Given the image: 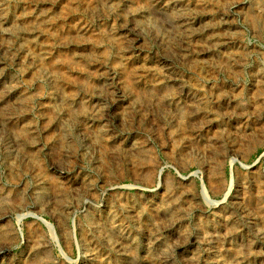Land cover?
<instances>
[{
    "label": "rangeland",
    "instance_id": "374dc122",
    "mask_svg": "<svg viewBox=\"0 0 264 264\" xmlns=\"http://www.w3.org/2000/svg\"><path fill=\"white\" fill-rule=\"evenodd\" d=\"M255 2L0 0V264H264Z\"/></svg>",
    "mask_w": 264,
    "mask_h": 264
},
{
    "label": "bare ground",
    "instance_id": "6f19581e",
    "mask_svg": "<svg viewBox=\"0 0 264 264\" xmlns=\"http://www.w3.org/2000/svg\"><path fill=\"white\" fill-rule=\"evenodd\" d=\"M127 1V0H126ZM224 1V0H223ZM254 1V0H253ZM262 1V2H261ZM130 2V1H129ZM179 2V1H178ZM232 2V1H231ZM9 3V2H8ZM227 3H228V1H227ZM255 4V8H256V13H257V10H258V13H257V15H255V16H251V15H249L248 17H249V20H250V22H251V24L252 25H255V26H257V27H262V28H259V29H263V27H264V0H256V2L254 3ZM203 5V4H202ZM124 6V5H123ZM189 6V5H188ZM212 6V5H211ZM230 6V5H229ZM261 6H263L262 8H260ZM134 7V6H133ZM227 7V6H226ZM40 8V7H39ZM81 8V7H80ZM205 8V7H204ZM164 9V8H163ZM169 9V8H168ZM214 9H216V8H214ZM219 10V9H218ZM217 10V11H218ZM259 10H261V12L259 11ZM3 11V10H2ZM192 14V13H191ZM195 15V14H194ZM193 15V16H194ZM254 15V14H253ZM138 16V15H137ZM190 16V15H189ZM139 17V16H138ZM255 17V18H254ZM190 19H193V18H190ZM142 20V19H141ZM119 21V20H118ZM121 21V20H120ZM211 22V21H210ZM21 24V23H20ZM193 24V23H192ZM201 24V23H200ZM202 24H203V22H202ZM10 25V24H9ZM15 25V24H14ZM139 25V24H138ZM4 26V25H3ZM220 26V25H219ZM224 26V25H223ZM82 27V26H81ZM195 27V26H194ZM25 28V27H24ZM31 28V27H30ZM42 28V27H41ZM79 28H80V26H79ZM226 28V27H225ZM28 29V28H27ZM180 29V28H179ZM182 29V28H181ZM196 29V28H195ZM175 30V29H174ZM217 30V29H216ZM236 30V29H235ZM121 31V30H120ZM118 32V31H117ZM125 32V31H124ZM138 32V31H137ZM3 34V33H2ZM111 34V33H110ZM10 35V34H9ZM2 36V35H1ZM112 36H113V34H112ZM18 38V37H17ZM13 39V38H12ZM116 39V38H115ZM103 40V39H102ZM209 40V39H208ZM223 40V39H222ZM202 41V40H201ZM203 42V41H202ZM209 42V41H208ZM83 46V45H82ZM227 46V45H226ZM131 47V46H130ZM219 47V46H218ZM224 48V47H223ZM232 48V47H231ZM84 49V48H83ZM120 49V48H119ZM206 49V48H205ZM117 50V49H116ZM198 50V49H197ZM11 51V50H10ZM224 51V50H223ZM245 51V50H244ZM17 52V51H16ZM27 52V51H26ZM33 52V51H32ZM31 52V53H32ZM93 52V51H92ZM114 54V53H113ZM130 54V53H129ZM205 54V53H204ZM42 55V54H41ZM115 55V54H114ZM21 56V55H20ZM17 57V56H16ZM33 57V56H32ZM117 57V56H116ZM188 57V56H187ZM29 58V57H28ZM134 58V57H133ZM77 59V58H76ZM127 59V58H126ZM136 60H138V59H136ZM32 61V60H31ZM114 61V60H113ZM121 62V61H120ZM86 63V62H85ZM15 64V63H14ZM26 64V63H25ZM15 66V65H14ZM101 66V65H100ZM126 67V66H125ZM97 68V67H96ZM33 69V68H32ZM120 69V68H119ZM129 70V69H128ZM172 73V72H171ZM111 74V73H110ZM167 74V73H166ZM168 75V74H167ZM110 76V75H109ZM51 77V76H50ZM119 77V76H118ZM132 80V79H131ZM15 81V80H14ZM96 82V81H95ZM158 82H160V81H158ZM115 84V83H114ZM121 84V83H120ZM135 84V83H134ZM96 85H97V83H96ZM139 85V84H138ZM155 85V84H154ZM207 85V84H206ZM191 86V85H190ZM260 86H262V85H260ZM59 87V86H58ZM135 87V86H134ZM145 87V86H144ZM259 87V86H258ZM164 88V87H163ZM104 89V88H103ZM114 89V88H113ZM143 89V88H142ZM145 89V88H144ZM158 89V88H157ZM207 89V88H206ZM117 90V89H116ZM163 90V89H162ZM189 90V89H188ZM43 91V90H42ZM147 91V90H146ZM169 91V90H168ZM59 93V92H58ZM138 93V92H137ZM15 95V94H14ZM56 95V94H55ZM13 96V95H12ZM187 96H189V95H187ZM192 96V95H191ZM194 96V95H193ZM215 96V95H214ZM9 97V96H8ZM20 97V96H19ZM116 97V96H115ZM135 97V96H134ZM163 97H164V95H163ZM120 98V97H119ZM122 98V97H121ZM132 98V97H131ZM165 98V97H164ZM178 98V97H177ZM214 98V97H213ZM14 99V98H13ZM98 99V98H97ZM113 99V98H112ZM115 99V98H114ZM170 99V98H169ZM175 99V98H174ZM202 99V98H201ZM92 100V99H91ZM193 100V99H192ZM89 101V100H88ZM176 101V100H175ZM2 102V101H1ZM128 102V101H127ZM200 102V100L199 99H197L196 101H195V103L196 104H198ZM163 103V102H162ZM119 104V103H118ZM195 104V105H196ZM64 105V104H63ZM70 105V104H69ZM119 106V105H118ZM166 106V105H165ZM97 107V106H96ZM201 107V106H200ZM203 107H204V105H203ZM202 107V108H203ZM121 108V107H120ZM126 108V107H125ZM158 108V107H157ZM197 110V109H196ZM65 111V110H64ZM93 112V111H92ZM120 113V112H119ZM123 114V113H122ZM89 115V114H88ZM98 115V114H97ZM121 115V114H120ZM139 115V114H138ZM181 115V114H180ZM106 117V116H105ZM165 118V117H164ZM86 119V118H85ZM181 119V118H180ZM11 120V119H10ZM78 120V119H77ZM119 120V119H118ZM119 122V121H118ZM9 123V122H8ZM95 123V122H94ZM111 123V122H110ZM14 125V124H13ZM88 125V124H87ZM14 128V127H13ZM115 128V127H114ZM32 129V128H31ZM26 131V130H25ZM86 132V131H85ZM107 132V131H106ZM110 132V131H109ZM113 132V131H112ZM119 132V131H118ZM29 134V133H28ZM38 135V134H37ZM109 136V135H108ZM94 137V136H93ZM98 137V136H97ZM125 138V137H124ZM118 142V141H117ZM121 142H122V140H121ZM253 142H255L254 140H253ZM24 143V142H23ZM96 143V142H95ZM123 143V142H122ZM206 143H207V141H206ZM100 144V143H99ZM217 144V143H216ZM20 145V144H19ZM74 145V144H73ZM115 145V144H114ZM129 146V145H128ZM127 146V147H128ZM20 147H22V146H20ZM50 147V146H49ZM204 147V146H203ZM140 148V147H139ZM23 149V148H22ZM212 149V148H211ZM52 150V149H51ZM147 150V149H146ZM43 151V150H42ZM224 151V150H223ZM33 152V151H32ZM207 152V151H206ZM212 152V151H211ZM115 153V152H114ZM145 153V152H144ZM146 153H148V152H146ZM205 153V152H204ZM213 153V152H212ZM133 154V153H132ZM209 154V153H208ZM211 154V153H210ZM217 155V154H216ZM49 156V155H48ZM88 156V155H87ZM119 156V155H118ZM135 157H136V155H134ZM210 156V155H209ZM213 156V155H212ZM222 158V157H221ZM206 159V158H205ZM138 160V159H137ZM204 161V160H203ZM202 161V162H203ZM231 161L232 160H230V163H231ZM116 162V161H115ZM205 162H206V160H205ZM209 162V161H208ZM118 164V163H117ZM205 164V163H204ZM207 164V163H206ZM212 164V163H211ZM155 165V164H154ZM231 165V164H230ZM59 166H61V165H59ZM205 166V165H204ZM207 166V165H206ZM151 167V166H150ZM131 170V169H130ZM151 170V169H150ZM216 170V169H215ZM59 171V170H58ZM160 172V171H159ZM214 172H216V171H214ZM138 173V172H137ZM143 173V172H142ZM62 174V173H61ZM64 174V173H63ZM137 176H138V174H137ZM157 176H158V174H157ZM232 174H231V177H230V182H229V184H228V187H227V190H226V192H225V195H224V198L228 195V193L230 192V190H231V185H232ZM145 177H146V179L147 178H151L152 177V173L150 172V171H148V172H146V174H145ZM139 178V177H138ZM214 179V178H213ZM212 179V180H213ZM261 180V179H260ZM38 181V180H37ZM215 183V182H214ZM258 183V182H257ZM17 185V184H16ZM217 185H219V184H217ZM259 185V184H258ZM257 185V186H258ZM1 186V185H0ZM261 186V185H260ZM134 187H136V186H134ZM213 188V187H212ZM138 189V188H137ZM217 189H219V187L217 188ZM257 189V188H256ZM182 190V189H181ZM102 191V190H101ZM111 191V190H110ZM257 191V190H256ZM256 191H255V193H256ZM201 192H202V194H203V196L206 198V200H207V194H206V192H205V190L202 188V190H201ZM90 193V192H89ZM1 194V193H0ZM58 194V193H57ZM263 194V193H262ZM254 195V194H253ZM257 195V194H256ZM261 195V194H260ZM262 196V195H261ZM39 197H40V195H39ZM58 197V196H57ZM263 197V196H262ZM255 198V197H254ZM261 198V197H260ZM25 199V198H24ZM130 200V199H129ZM208 202L211 204V205H215L216 203H214V202H211L209 199H208ZM264 202V201H263ZM64 204V203H63ZM109 204V203H108ZM133 204V203H132ZM178 204V203H177ZM200 205V204H199ZM262 207V206H261ZM59 208V207H58ZM123 208H124V206H123ZM255 208V207H254ZM257 208V207H256ZM60 210V209H59ZM256 210V209H255ZM69 211V210H68ZM116 212V211H115ZM254 212V211H253ZM119 213V212H118ZM121 213H122V211H121ZM159 213V212H158ZM255 213V212H254ZM161 214V213H160ZM258 215V214H257ZM57 216V215H56ZM21 217V216H20ZM228 218V217H227ZM169 219V218H168ZM167 219V220H168ZM225 219V218H224ZM106 220V219H105ZM64 222V221H63ZM162 222V221H161ZM258 222V221H257ZM46 223V222H45ZM95 225V224H94ZM232 225H230V227H231ZM151 227V226H150ZM235 227V226H234ZM230 228H228V230H229ZM149 232V231H148ZM187 232V231H186ZM212 232V231H211ZM226 232V231H225ZM234 232H235V230H234ZM54 235V234H53ZM7 236V235H6ZM121 236V235H120ZM5 237V236H4ZM152 237V236H151ZM183 237V236H182ZM153 238V237H152ZM88 240V239H87ZM90 241V240H89ZM107 241V240H106ZM100 242V241H99ZM156 243V242H155ZM247 244V243H246ZM78 245V244H77ZM113 245V244H112ZM155 245V244H154ZM162 247H163V245H162ZM246 247H248V246H246ZM61 249V248H60ZM181 249V248H180ZM249 249V248H248ZM46 250V249H45ZM119 250H121V249H119ZM132 250V249H131ZM2 251V250H1ZM7 251V250H6ZM44 251V250H43ZM156 251H158V250H156ZM247 251V250H246ZM145 253H148V252H145ZM242 253V252H241ZM164 254V253H163ZM166 254L167 253H165V256H166ZM255 254V253H254ZM92 255V254H91ZM147 255V254H146ZM172 255V254H171ZM242 255V254H241ZM250 255V254H249ZM46 256V255H45ZM95 256V255H94ZM114 256H115V253H114ZM128 256V255H127ZM41 257V256H40ZM129 257V256H128ZM136 257V256H135ZM34 258V257H33ZM38 258V257H37ZM165 258V257H164ZM68 259V258H67ZM90 259V258H89ZM88 259V260H89ZM45 260V259H44ZM8 261V260H7ZM125 261V260H124ZM133 261V260H132ZM158 261H160V260H158ZM168 261H170V260H168ZM192 261V260H191ZM131 262V261H130ZM231 262V261H230ZM237 262V261H236ZM226 263V262H225ZM130 264V263H129ZM136 264V263H135ZM166 264V263H165ZM230 264V263H229Z\"/></svg>",
    "mask_w": 264,
    "mask_h": 264
}]
</instances>
